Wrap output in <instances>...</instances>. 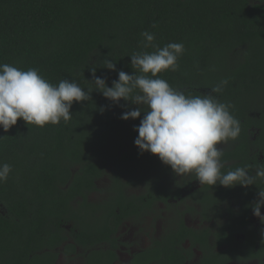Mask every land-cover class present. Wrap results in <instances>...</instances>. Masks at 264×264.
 Here are the masks:
<instances>
[{
    "label": "trees",
    "instance_id": "1",
    "mask_svg": "<svg viewBox=\"0 0 264 264\" xmlns=\"http://www.w3.org/2000/svg\"><path fill=\"white\" fill-rule=\"evenodd\" d=\"M144 31L160 47L184 44L179 70L158 75L186 94L210 93L227 79L212 94L237 116L243 92L264 87V0H0V63L37 68L52 84L74 80L85 91L94 89L95 68L111 87L119 71L134 74L133 52L155 50L143 47ZM137 107L94 89L90 100L73 102L67 123L40 128L18 119L8 132L0 128V163L12 166L0 183V264H53L68 223L81 241L112 238L133 206L124 187L132 184L137 158L148 153L121 150L135 145L145 113L121 115ZM106 176L110 183L100 189ZM96 191L109 196L90 200Z\"/></svg>",
    "mask_w": 264,
    "mask_h": 264
},
{
    "label": "flooded vegetation",
    "instance_id": "2",
    "mask_svg": "<svg viewBox=\"0 0 264 264\" xmlns=\"http://www.w3.org/2000/svg\"><path fill=\"white\" fill-rule=\"evenodd\" d=\"M235 114L241 123L238 139L218 145L225 147V173L264 164V101L251 98ZM121 150L128 153L130 147ZM135 165L132 184L123 191L133 203L131 214L112 238L81 241L68 223V238L54 248L53 264H264V224L252 211L264 183L201 185L194 174L177 176L149 152ZM101 193L109 196V191Z\"/></svg>",
    "mask_w": 264,
    "mask_h": 264
},
{
    "label": "clouds",
    "instance_id": "3",
    "mask_svg": "<svg viewBox=\"0 0 264 264\" xmlns=\"http://www.w3.org/2000/svg\"><path fill=\"white\" fill-rule=\"evenodd\" d=\"M141 36L143 47L155 50L130 55L134 74L119 71L118 80L108 87L105 79L97 77L92 68L93 79L90 81L95 90L113 103L118 104L123 99L140 106L124 112L121 119H137L141 112L145 113L134 128L138 132L134 144L140 153L158 156L177 176L194 174L201 185L219 183L231 188L257 185L258 181L264 183V164L255 169L244 165L226 173L222 171L226 163L222 159L225 147L218 145L226 146L237 140L241 132L240 121L230 111L232 106L212 94L221 93L227 79L213 87L210 93L186 94L158 75L179 70V58L186 51L184 44L170 42L160 47L153 43L154 33L144 31ZM106 64L107 69L116 70L111 60ZM94 89L85 91L74 80L68 79L52 84L37 68L22 70L12 64L0 63V128L8 132L18 119L40 128L58 125L61 121L67 123L72 119L73 102L90 100ZM11 172L10 164L0 163V183H6ZM258 197L252 211L264 224L261 214L264 188H260ZM261 235L264 236V228Z\"/></svg>",
    "mask_w": 264,
    "mask_h": 264
},
{
    "label": "rangeland",
    "instance_id": "4",
    "mask_svg": "<svg viewBox=\"0 0 264 264\" xmlns=\"http://www.w3.org/2000/svg\"><path fill=\"white\" fill-rule=\"evenodd\" d=\"M253 99L254 102L257 101H264V87L262 88H258L255 90H252L250 92H243V94L241 95V97H239V99L236 101L239 105V107L241 108L243 105H245L249 99ZM135 149V145H131L130 146V150H134ZM131 152V151H130ZM110 183L109 179L107 178V176L105 178H103L102 180H100L98 182V187L100 189H104V187L106 186V184ZM106 198L103 193H101L100 191L94 192L92 193L91 197H89L90 200L92 201H100L102 199ZM106 207L102 208L101 210L99 209L97 215L99 216V218L106 213L107 210V205H105ZM92 219H95V217H93ZM92 221V220H91ZM132 230L131 227H129L128 229H126V232L129 233V231Z\"/></svg>",
    "mask_w": 264,
    "mask_h": 264
}]
</instances>
